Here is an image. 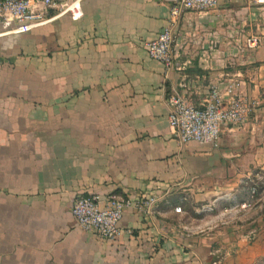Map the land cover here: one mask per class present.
I'll list each match as a JSON object with an SVG mask.
<instances>
[{"label":"crops","instance_id":"obj_1","mask_svg":"<svg viewBox=\"0 0 264 264\" xmlns=\"http://www.w3.org/2000/svg\"><path fill=\"white\" fill-rule=\"evenodd\" d=\"M81 9L79 20L0 36V264H256L264 257V1L185 12L170 71L145 49L168 22L167 4L83 0ZM250 37L258 48L247 47ZM229 85L255 103L246 121L222 127L217 146H181L168 98L200 106ZM93 195L129 202L117 240L73 217L74 200ZM151 197L153 216H144L136 202Z\"/></svg>","mask_w":264,"mask_h":264},{"label":"built area","instance_id":"obj_2","mask_svg":"<svg viewBox=\"0 0 264 264\" xmlns=\"http://www.w3.org/2000/svg\"><path fill=\"white\" fill-rule=\"evenodd\" d=\"M83 0H0V36L22 35L44 26L58 17L69 16L73 21L82 17ZM169 7L166 26L156 39L147 42L146 52L152 60L162 63L167 71L173 69L176 58L175 44L181 16L185 12H206L215 9L222 0H157ZM264 0H257L261 2ZM53 14L50 16V13ZM248 48H258L260 40L250 37L246 41ZM179 69V68H178ZM231 96L228 103L224 97ZM168 125L177 142L184 146L196 143L199 146H217L221 129L224 126H236L246 121L253 111L255 103L246 96L235 92V86L229 85L224 93L212 88L200 106H195L182 95L168 98ZM258 186H251L248 194L256 197ZM156 197L136 202V208L144 216H153ZM130 204L118 195L101 197L93 195L74 200L71 213L79 227L106 241H115L122 234L120 223L125 209ZM247 208V203L241 205ZM175 212H180L175 208ZM211 264H220L217 258Z\"/></svg>","mask_w":264,"mask_h":264},{"label":"trees","instance_id":"obj_3","mask_svg":"<svg viewBox=\"0 0 264 264\" xmlns=\"http://www.w3.org/2000/svg\"><path fill=\"white\" fill-rule=\"evenodd\" d=\"M249 186H250V187H251V186H254V183H251ZM261 263L264 264V258L261 260Z\"/></svg>","mask_w":264,"mask_h":264},{"label":"rangeland","instance_id":"obj_4","mask_svg":"<svg viewBox=\"0 0 264 264\" xmlns=\"http://www.w3.org/2000/svg\"><path fill=\"white\" fill-rule=\"evenodd\" d=\"M263 258H264V257H263ZM263 258L259 259V260L257 261L256 264H263V263H261V260H262Z\"/></svg>","mask_w":264,"mask_h":264}]
</instances>
